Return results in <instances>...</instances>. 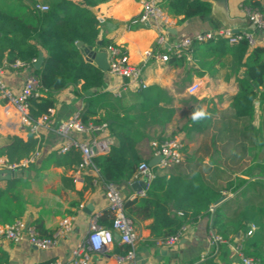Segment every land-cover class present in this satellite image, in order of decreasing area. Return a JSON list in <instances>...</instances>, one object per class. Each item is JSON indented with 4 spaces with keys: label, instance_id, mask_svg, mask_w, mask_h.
<instances>
[{
    "label": "crops",
    "instance_id": "0c3cea01",
    "mask_svg": "<svg viewBox=\"0 0 264 264\" xmlns=\"http://www.w3.org/2000/svg\"><path fill=\"white\" fill-rule=\"evenodd\" d=\"M57 1L0 0V11L27 18L34 4L51 7ZM71 1L77 4L81 0ZM250 1L254 2L228 0L230 25L251 33V45L264 49V34L254 29L245 15L244 8L249 6ZM165 2L161 0L159 4L166 11ZM140 10V0H100L91 7L100 21L97 44L92 49L95 52H106V47L98 46L101 40L122 45L129 54L130 63L141 67V79L145 87L108 71H103V84L99 88L82 91L81 83L70 84L53 92L54 106L50 111L49 124L39 125L35 133L22 123L20 115L10 104L0 99V149L7 144L9 137L17 136L27 140L32 136L38 140L40 150L34 162L21 168V175L13 177L19 178L15 184L18 197L14 202L13 214H9L3 206L6 197L3 194L0 196V225L23 219L33 225L40 236L47 237L58 229L63 217H72L71 229L63 233L49 249H38L26 241L14 243L0 240V264H46L50 260L70 264L72 250L77 244L86 241L90 216L98 215V224L110 227L112 214L107 209L104 181L93 167L78 169L76 159H81L78 150L70 149L67 151L70 152L69 157L62 158L67 152H57L63 139L57 134L56 127L79 110L82 116L88 114L90 121L101 119L111 124L113 117H124L122 107L128 110L132 106L135 109L129 110L128 116L137 113L154 116L151 119L146 117L147 120L142 124L135 123V129L144 132V135L137 133L141 138L137 150L143 160L148 161L153 152L151 141L145 147L142 145L147 128L151 125L158 139L176 136L183 143L182 163L164 172L153 168L158 175L197 172L204 180L214 184L221 191V196L225 195L226 198L213 208V211L216 208L219 211L215 221L213 212L198 216L196 220L184 225L179 240L172 246L162 244V237L152 235L151 218H138L135 221L138 239L131 258L117 260L118 256L124 254L127 244L120 242L115 235L113 242L100 250H88L89 264H232L238 261L235 247L245 238L248 225L245 229H237L240 219L236 215L244 209L256 212L264 205V92L257 93L250 117H237L231 102L239 91L238 80L242 77L244 67L238 68L231 54L218 56L201 45L202 48L194 53L191 60L185 59L178 63L171 55V49L181 38L228 26L215 12L207 17L188 19L166 12L171 20L170 26L153 19L148 23L129 25L130 19L138 15ZM159 35H163L164 42L156 46ZM155 47L159 48L160 53L170 55L169 59L163 62L159 58L144 55ZM39 50H42L44 59L45 51L42 48ZM15 61L9 62L4 56L0 65H5L3 80L6 86L17 94L27 76L34 74V68L32 65L13 67ZM192 82H199L200 86L196 93L189 94L187 87ZM88 100H94V105L98 104L95 114L87 113V109L93 107ZM106 102L109 104L106 105ZM168 109L174 112L173 120L169 119L163 127L157 126L156 120L160 119V113ZM199 109L205 110L208 115L194 122L192 114ZM181 110L185 114L184 123L175 126L177 113ZM107 134L111 146L117 145L109 126ZM69 136L78 140L87 138L86 134L75 132ZM51 154H55V157ZM5 158V155L0 154V159ZM138 180L133 178L118 185L126 201L144 195L147 188L136 192L132 186ZM240 180L242 184L234 191L230 190ZM7 181H0V190L7 187ZM227 184H230L228 189ZM261 221L264 223L263 219ZM254 223L256 229L251 236L259 237L260 250L264 255V227ZM221 232L225 233L222 242L211 245V233L219 235ZM260 264H264V261L260 260Z\"/></svg>",
    "mask_w": 264,
    "mask_h": 264
},
{
    "label": "trees",
    "instance_id": "16d2710c",
    "mask_svg": "<svg viewBox=\"0 0 264 264\" xmlns=\"http://www.w3.org/2000/svg\"><path fill=\"white\" fill-rule=\"evenodd\" d=\"M99 1L81 0L75 4L71 0H58L45 12L32 7L27 18L0 11V64L4 56L9 62L20 60L32 64L40 48L46 54L39 69H34V74L39 81V95L29 98V115L33 120L53 108L52 95L55 91L78 83H81L82 91L102 86L103 71L85 61L77 46L79 41L90 47L97 44L100 21L91 11V7ZM257 5H259L257 0L249 3V6ZM165 7L168 14L182 16V19L207 17L211 13V4L203 0H166ZM99 43L98 46L102 48L112 44L107 40H101ZM201 45H205L209 51L212 50L218 56L231 54L238 68L244 67L242 77L238 80L239 91L233 97L231 106L237 117H250L257 93L264 92L261 89L264 86V49L252 46L248 38L229 44L225 38L219 37L216 40L194 42L192 57L198 49L202 48ZM173 58L178 60V63L185 60L184 56ZM88 101L89 105L93 104V107L87 109V113L95 114L98 104L94 105V100ZM107 104L109 102H106ZM125 108L122 107L125 111L123 118L113 117V123L108 124L111 135L117 140V145L111 146L104 154L96 155L92 160L101 179L116 185L136 178L137 166L143 161L137 150L138 141L134 135L138 131L135 129V119L140 113L128 116L130 115L128 111L135 107L132 106L128 110ZM82 117L84 121H88V114ZM146 117L151 119L154 116L150 114ZM100 120L92 121L103 122ZM38 147V140L32 136H29L27 140L12 136L0 149V154L5 155L9 162H19ZM69 153L62 155V158L67 159ZM51 156L55 157V154ZM79 161L80 158L76 159L77 163ZM18 179H9L7 187L0 190V196L3 194L6 197L3 206L9 214H13L16 205L14 202L18 194L15 193V184ZM241 184L242 181L230 190L234 191ZM228 188L230 184H227ZM10 191H12L11 194H9ZM220 196L221 191L214 184L204 180L197 172L187 175L176 172L168 176L156 174L143 196L126 201L125 211L134 221L138 218H151L152 235L164 238L175 234L182 225L196 220L198 216L210 214V205ZM179 212L181 215L178 214ZM218 214L219 211L216 208L213 211L214 221ZM236 216L240 219L237 225L239 230L245 229L248 224L254 222L259 223L261 228L264 227V223L260 222L261 219L264 220V205L256 212L244 209ZM219 235L222 237L225 233L221 232ZM131 250H133L132 246L127 244L121 256H126ZM240 252L259 259L258 264L260 260L264 261L258 236L245 237L240 243Z\"/></svg>",
    "mask_w": 264,
    "mask_h": 264
},
{
    "label": "built area",
    "instance_id": "2783aa9c",
    "mask_svg": "<svg viewBox=\"0 0 264 264\" xmlns=\"http://www.w3.org/2000/svg\"><path fill=\"white\" fill-rule=\"evenodd\" d=\"M160 1L161 0H140L141 10L138 15L130 19L129 25L144 24L153 19L160 20L165 26H170L171 20L166 11L159 4ZM257 1H259L261 5L245 7L244 11L248 23L254 29L264 34V0ZM33 8L45 12L49 9V6L36 3L33 5ZM219 37L225 38L229 44L236 43L242 38H248L250 44L253 43L251 33L246 30H239L237 33H232L230 28H220L201 31L191 37L181 38L171 49V55L175 57L184 56L186 60H191L192 45L194 42L201 43L208 40H216ZM163 39V35H159L156 40V46L161 45L164 42ZM105 51L108 61L107 71L110 74L126 78L129 82H137L139 85L141 84L142 87H145L141 79V67L130 63L129 54L122 45L109 44L106 46ZM144 55L147 57L159 58L163 62L167 61L170 56L167 53H160L159 48L156 47L153 50L146 51ZM32 64L17 60L12 66L28 67ZM4 66L5 65H0V99L10 104L20 115L22 123L29 126L31 132L35 133L39 125L47 126L49 124L51 111L50 108L48 113L39 116L35 120L29 115V98L39 95L38 77L35 74L28 75L20 92L16 94L6 86L3 80ZM199 86V82H192L187 87V92L189 94H194L199 89ZM261 89L264 90V86ZM107 128L108 124L106 122L95 123L90 120L84 121L82 111H76L65 120L61 121L56 127L57 134L63 139V142L58 146L57 152L59 154H64L70 149H76L80 152L81 156L80 162L77 164L78 169L93 167L95 171L98 172L92 160L96 155L108 152L111 147V140L107 134ZM71 132L86 134L87 138L84 140L71 138L69 136ZM150 146L153 151L151 158L159 155L160 159L154 166H149L147 160H143L138 164L135 177L145 182V189L157 174L153 168H157L158 171L164 172L174 165L181 164L183 161V143L181 139L176 136L152 140ZM39 155L40 150L36 148L27 158L19 162H9L7 158L0 159V169H9L11 171L21 169L26 167L29 163L34 162ZM104 187L107 209L112 214L111 225L109 228L102 227L97 222L98 215L94 214L90 216L86 241L85 243L77 244L72 250L70 264H89L88 250H100L105 245L113 242L115 235L120 242L130 245L132 248L138 239L135 221L125 211L126 198L121 195L118 185L104 181ZM82 206L83 205H80V207ZM209 211L213 212V205H210ZM178 214L181 215L180 212ZM184 225H182L175 234L162 238L161 243L167 246L174 245L179 240ZM71 227L72 217L65 216L59 222L58 229L51 236L43 237L39 235L33 225L28 224L23 219H15L11 223L0 225V240H8L14 243L26 241L38 249L45 250L52 248L58 242V239L63 236V233L69 231ZM255 229L256 225L254 223L248 224V228L244 233L245 237L251 236ZM209 240L211 245H218V243L222 242L223 238L216 233H211ZM235 249L239 255V259L232 264H258L256 258L243 255L240 252V243L236 245ZM133 255L134 252L131 250L126 256H118L117 260L121 261L124 258L129 259ZM46 264H59V262L57 260H50Z\"/></svg>",
    "mask_w": 264,
    "mask_h": 264
},
{
    "label": "water",
    "instance_id": "95a60500",
    "mask_svg": "<svg viewBox=\"0 0 264 264\" xmlns=\"http://www.w3.org/2000/svg\"><path fill=\"white\" fill-rule=\"evenodd\" d=\"M203 1H208L211 4V13L215 12L216 15L220 20H223L226 22L225 25L228 26H223L222 28H227L231 27V19L229 18L228 15V0H203ZM229 23V24H227ZM232 33H237L239 30L235 27H231ZM77 46L80 49L81 54L83 55L85 61L90 62L92 64H95L99 69L102 71H107L108 69V61H107V56L106 52L104 51H99L95 52L92 47L86 46L83 44L81 41L77 42ZM43 62V52L42 50L38 51L37 57L35 58L32 66L34 69H39L41 63ZM160 159V156H154L148 160V165L149 166H154ZM17 175H21V170H15L11 171L9 169H0V181L2 180H9ZM132 186L134 187L136 192H140L142 189L145 187V182L143 180H138L132 183ZM226 198L225 195L220 196L213 205V208L215 205L219 204ZM88 207H90L88 205Z\"/></svg>",
    "mask_w": 264,
    "mask_h": 264
},
{
    "label": "rangeland",
    "instance_id": "374dc122",
    "mask_svg": "<svg viewBox=\"0 0 264 264\" xmlns=\"http://www.w3.org/2000/svg\"><path fill=\"white\" fill-rule=\"evenodd\" d=\"M173 111H171V110H167L166 112H162V113H160V119H157V117H156V124H157V126H159V127H163L168 121H169V119L170 120H173ZM178 115H177V118L175 119V121H176V123H175V126H176V124L178 125H182V123H184V120H185V118H184V112H183V110H181L180 112H178L177 113ZM136 121H135V123H137V122H139L140 124H142L141 122H143V121H145V120H147V118H146V115H140V116H136V119H135ZM181 123V124H180ZM152 126L153 125H151L150 126V128H147V132H146V134H145V136H144V138H143V142H142V145H144L143 147H145L146 146V144L148 143V142H150V141H152V140H155V139H158L157 137V135H156V133L151 129L152 128ZM184 126V125H183ZM183 126H182V128H183ZM137 133L138 132H140V134H143L144 135V132H142V131H136ZM134 134L135 136H136V139H137V141L138 140H140L141 138H140V136H138L139 134ZM219 215V214H218ZM217 220H219V218L217 219Z\"/></svg>",
    "mask_w": 264,
    "mask_h": 264
},
{
    "label": "clouds",
    "instance_id": "9594fccd",
    "mask_svg": "<svg viewBox=\"0 0 264 264\" xmlns=\"http://www.w3.org/2000/svg\"><path fill=\"white\" fill-rule=\"evenodd\" d=\"M208 114L206 113L205 110L203 109H199V110H196L193 114H192V119L193 121H198L202 118H205Z\"/></svg>",
    "mask_w": 264,
    "mask_h": 264
}]
</instances>
